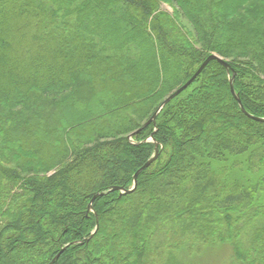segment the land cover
I'll return each instance as SVG.
<instances>
[{"label": "trees", "instance_id": "obj_1", "mask_svg": "<svg viewBox=\"0 0 264 264\" xmlns=\"http://www.w3.org/2000/svg\"><path fill=\"white\" fill-rule=\"evenodd\" d=\"M168 2L0 0V264H264V0Z\"/></svg>", "mask_w": 264, "mask_h": 264}, {"label": "rangeland", "instance_id": "obj_2", "mask_svg": "<svg viewBox=\"0 0 264 264\" xmlns=\"http://www.w3.org/2000/svg\"><path fill=\"white\" fill-rule=\"evenodd\" d=\"M160 8L162 10H165L168 12H172V11L174 12L175 11L174 6L169 4L168 0H160ZM107 11H108L107 9H105V10L101 9L102 15L103 14L107 15V13H106ZM96 20H97V24H96ZM98 21H99V19H98L97 14H96L95 19L91 20V24H94L95 27L97 28V31L100 32L101 26H100ZM181 21L184 24V26L187 28V30L189 32H191L190 27L187 24V22H185L183 20H181ZM49 28H51V27H49ZM147 58H148V54H147ZM144 67H145V63L142 62L141 64L137 65L136 68H137V70L139 68L141 70V72H143ZM173 70H174V67L171 63L166 65V67H165L166 74H171L173 72ZM144 80H146V79H144ZM193 83H195V82H193ZM193 83H191L190 85H192ZM185 89H187V87ZM185 89L182 90L180 93H178L174 97H179L180 95H182L184 93ZM149 139H150V137H149ZM175 232H177V231H175ZM104 234H105V231H104ZM173 254H174L175 258L182 260V262L192 261V262H195L196 264H225L224 263L225 260L226 261L231 260L232 248L230 247V245L225 244V243H213L210 245H205L203 242L202 244H198V243L196 244L195 243L192 245V247L190 246L189 248L185 249V247L181 246L179 243V244H177Z\"/></svg>", "mask_w": 264, "mask_h": 264}, {"label": "water", "instance_id": "obj_3", "mask_svg": "<svg viewBox=\"0 0 264 264\" xmlns=\"http://www.w3.org/2000/svg\"><path fill=\"white\" fill-rule=\"evenodd\" d=\"M211 60H215L217 62H219L223 67L229 69V65L228 63L221 57L215 55V54H209L207 55L203 60L202 62L198 65V67L195 69V71L192 73V75L182 84L180 85L178 88H176L172 93H170L162 102L161 104L159 105V107L157 108V110L155 111V113L152 115V117L149 119V120H153L155 114L159 111V109L163 106L164 103H166L167 101L171 100L174 96H176L178 93H180L182 90H184L186 87H188L192 82L193 80L200 74V72L203 70V68L207 65V63ZM230 91L231 93H233V89H232V86H230ZM237 101L239 102V99L237 98ZM242 111L245 112V110L242 108V106H240ZM246 113V112H245ZM247 114V113H246ZM255 119L257 120H264L262 118H257V117H254ZM149 120L147 122H149ZM157 157V145H155V150H154V154L152 157H150L147 161H145L136 171L135 173L133 174V185L131 188L129 189H122L120 187H113L112 189H117V190H120L121 193H125V192H129L131 191L135 185H136V178H137V175L139 172H141L143 169L147 168ZM96 195L93 196V198L95 197ZM90 208V204L88 206ZM58 256V254L56 255V257Z\"/></svg>", "mask_w": 264, "mask_h": 264}]
</instances>
